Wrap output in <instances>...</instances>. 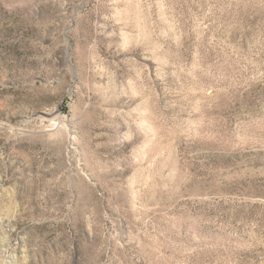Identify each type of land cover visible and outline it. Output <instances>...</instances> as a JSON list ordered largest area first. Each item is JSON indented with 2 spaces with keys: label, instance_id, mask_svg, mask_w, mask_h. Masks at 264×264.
Masks as SVG:
<instances>
[{
  "label": "rangeland",
  "instance_id": "1",
  "mask_svg": "<svg viewBox=\"0 0 264 264\" xmlns=\"http://www.w3.org/2000/svg\"><path fill=\"white\" fill-rule=\"evenodd\" d=\"M0 264H264V0H0Z\"/></svg>",
  "mask_w": 264,
  "mask_h": 264
}]
</instances>
